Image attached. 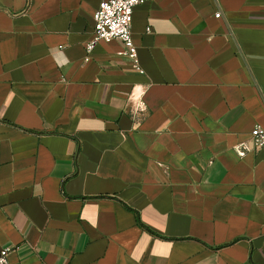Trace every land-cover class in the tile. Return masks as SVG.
<instances>
[{
    "label": "crops",
    "instance_id": "obj_1",
    "mask_svg": "<svg viewBox=\"0 0 264 264\" xmlns=\"http://www.w3.org/2000/svg\"><path fill=\"white\" fill-rule=\"evenodd\" d=\"M0 0V251L11 264H264V0ZM221 12V17L216 13Z\"/></svg>",
    "mask_w": 264,
    "mask_h": 264
},
{
    "label": "built area",
    "instance_id": "obj_2",
    "mask_svg": "<svg viewBox=\"0 0 264 264\" xmlns=\"http://www.w3.org/2000/svg\"><path fill=\"white\" fill-rule=\"evenodd\" d=\"M149 1L152 0H102L94 13V35L86 45L88 54L92 53L100 41L117 39L126 46L121 54L131 58L136 68L143 72L133 40L132 24L135 7ZM216 17L220 18L221 12H217ZM237 150L241 155L251 150L264 151V126L257 124L252 131L250 143H242ZM12 251V247L0 251V264H11L9 255Z\"/></svg>",
    "mask_w": 264,
    "mask_h": 264
}]
</instances>
